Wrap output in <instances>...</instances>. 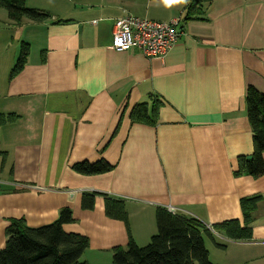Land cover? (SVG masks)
I'll use <instances>...</instances> for the list:
<instances>
[{"label": "crops", "instance_id": "1", "mask_svg": "<svg viewBox=\"0 0 264 264\" xmlns=\"http://www.w3.org/2000/svg\"><path fill=\"white\" fill-rule=\"evenodd\" d=\"M190 3L25 0L51 18L19 25L0 8V115L15 116L0 127V250L10 220L40 228L69 209L63 231L89 241L81 260L112 264L114 249L150 242L158 208L211 231L242 224L240 201L260 196L251 240L204 241L212 264H264V176H233L237 158L253 152L246 90L264 94V0H211L197 19L187 18ZM125 12L178 20L184 35L162 59L116 52L114 22ZM153 97L162 103L157 124H132L131 109ZM101 159L109 173L72 170ZM85 194H96L92 210L82 208ZM105 196L124 202L128 225L105 215Z\"/></svg>", "mask_w": 264, "mask_h": 264}, {"label": "trees", "instance_id": "2", "mask_svg": "<svg viewBox=\"0 0 264 264\" xmlns=\"http://www.w3.org/2000/svg\"><path fill=\"white\" fill-rule=\"evenodd\" d=\"M211 0H191L187 18L197 19ZM9 20L19 25L23 20L43 23L51 17L40 10L29 9L25 0H0ZM28 47L23 46L10 77L16 76L24 66ZM152 106L148 103L135 105L129 114L132 124L153 127L157 124L162 103L153 97ZM247 118L252 131L253 152L251 157L239 156L236 178L249 176L258 179L264 176V94L248 87L245 96ZM15 120V116L0 115V127ZM120 126L118 123L113 136ZM113 167L101 159L95 163L75 164L72 170L82 176H98L109 173ZM96 194L82 197V208L92 210ZM260 196L244 198L240 201L243 223L227 221L216 225L213 230L218 235L235 242L249 241L252 237L253 213L260 202ZM105 215L128 225V216L123 201L104 197ZM156 234L144 246H137L130 240L126 249L112 251V264H212L205 247L204 236L214 237L212 232L198 220L186 217L164 208L156 210ZM73 222L69 209L59 212L58 219L50 225L29 228L24 220H10L5 230V247L0 250V264H87L81 260L89 246L86 237L68 234L63 225Z\"/></svg>", "mask_w": 264, "mask_h": 264}, {"label": "built area", "instance_id": "3", "mask_svg": "<svg viewBox=\"0 0 264 264\" xmlns=\"http://www.w3.org/2000/svg\"><path fill=\"white\" fill-rule=\"evenodd\" d=\"M184 35L178 20L157 22L127 14L114 22L111 47L116 52L136 51L148 60L168 55ZM174 212V210H170ZM212 234L220 238L213 229Z\"/></svg>", "mask_w": 264, "mask_h": 264}]
</instances>
